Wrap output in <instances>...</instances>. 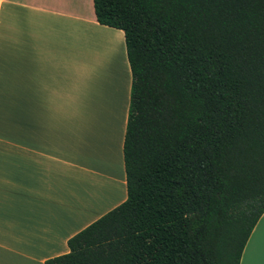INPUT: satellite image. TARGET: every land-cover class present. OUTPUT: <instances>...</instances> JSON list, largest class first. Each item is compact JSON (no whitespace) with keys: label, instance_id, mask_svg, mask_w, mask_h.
Wrapping results in <instances>:
<instances>
[{"label":"trees","instance_id":"trees-1","mask_svg":"<svg viewBox=\"0 0 264 264\" xmlns=\"http://www.w3.org/2000/svg\"><path fill=\"white\" fill-rule=\"evenodd\" d=\"M132 72L127 199L46 264H240L264 213V0H94Z\"/></svg>","mask_w":264,"mask_h":264},{"label":"crops","instance_id":"crops-1","mask_svg":"<svg viewBox=\"0 0 264 264\" xmlns=\"http://www.w3.org/2000/svg\"><path fill=\"white\" fill-rule=\"evenodd\" d=\"M131 85L94 0H0V264H46L127 199ZM240 264H264V213Z\"/></svg>","mask_w":264,"mask_h":264}]
</instances>
